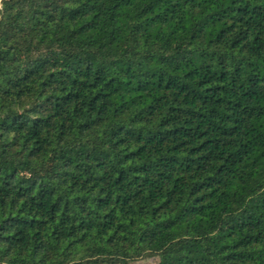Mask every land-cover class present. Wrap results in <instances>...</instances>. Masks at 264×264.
Wrapping results in <instances>:
<instances>
[{"label": "trees", "instance_id": "1", "mask_svg": "<svg viewBox=\"0 0 264 264\" xmlns=\"http://www.w3.org/2000/svg\"><path fill=\"white\" fill-rule=\"evenodd\" d=\"M264 264V0H0V264Z\"/></svg>", "mask_w": 264, "mask_h": 264}, {"label": "rangeland", "instance_id": "2", "mask_svg": "<svg viewBox=\"0 0 264 264\" xmlns=\"http://www.w3.org/2000/svg\"><path fill=\"white\" fill-rule=\"evenodd\" d=\"M158 258L155 256H148L139 260L131 262V264H157Z\"/></svg>", "mask_w": 264, "mask_h": 264}]
</instances>
